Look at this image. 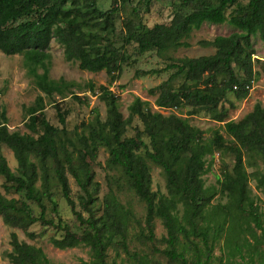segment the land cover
Segmentation results:
<instances>
[{
	"label": "trees",
	"instance_id": "16d2710c",
	"mask_svg": "<svg viewBox=\"0 0 264 264\" xmlns=\"http://www.w3.org/2000/svg\"><path fill=\"white\" fill-rule=\"evenodd\" d=\"M152 1L111 0V5L102 9L101 0H0V51L20 55L35 85L48 97L54 93L63 96L65 91L73 93L71 82L49 77L52 40L63 48L65 60L77 62L79 69L105 71L115 80L124 65L135 63L132 55L155 50L163 56L188 46L184 39L203 23H227L236 29L200 42L213 46V54L168 57L164 67L135 71V75H147L170 70L165 81L149 90L156 95L154 104L170 110L168 114L153 111L148 101L135 97L128 105V116L123 118L116 94L107 86H99L105 118L93 110L86 124L88 134L84 131L77 136L82 148L67 136V112L58 105L55 108L60 127L49 122L42 95H37L29 106H22L27 114V132L10 130L6 109L0 106V144L12 151L17 163L15 171L11 170L0 151L2 188L23 195L8 198L0 192L2 221L23 230L29 238L36 236L29 230L36 223L60 232L59 237L49 238L57 249L88 247L90 258L82 264H117L107 259L108 249L117 245L133 264H152L147 253L129 250L131 239L150 244L154 253L167 260L166 264H264V248L259 245L264 239V212L250 195L242 151L264 157V107L257 102L235 121L227 118L225 106H234L231 94L237 99L246 97L250 89L245 85L252 86L257 79L251 37L258 36L264 44V0H176L178 9L168 23L148 27L139 12L142 4L148 11ZM127 5L133 17L122 19V30L117 33L115 19ZM117 42L121 44L117 46ZM133 43L134 54L128 52ZM177 79L181 81L174 86ZM86 87L95 93L92 81ZM72 97L80 103L85 101L76 94ZM183 108L188 109L187 115L204 113L221 123L230 139L220 132L221 126L206 137L203 129L178 114ZM134 119L141 127L135 126L134 134L127 136V127ZM88 136L107 150L106 164L118 171L121 185L144 203L143 220L119 200L111 185L118 184L114 175L108 177L110 186L96 211L100 185L94 180L91 163L97 154ZM215 151H228L234 159L231 170L223 171L218 179L219 188L206 186L202 177L209 168L208 157H214ZM150 163L162 169L166 193L152 189ZM69 175L82 191L80 208L71 196ZM257 181L264 187V174ZM217 190L226 196L225 203L212 202ZM56 192L69 206L78 230L60 216ZM31 203L38 207V213L31 209ZM47 210L51 217H47ZM156 218L165 229L163 247L155 244ZM135 226L139 232L131 234ZM219 242L218 257L214 250ZM9 244L11 250L5 256L11 264H50L41 247L20 241L15 232L10 233Z\"/></svg>",
	"mask_w": 264,
	"mask_h": 264
},
{
	"label": "rangeland",
	"instance_id": "374dc122",
	"mask_svg": "<svg viewBox=\"0 0 264 264\" xmlns=\"http://www.w3.org/2000/svg\"><path fill=\"white\" fill-rule=\"evenodd\" d=\"M245 3L247 0H241ZM176 0H153L150 3L148 11L144 9V5H141V20L145 25L151 27L155 23H168L173 15L176 7ZM111 5V0H101L100 7L107 9ZM131 6L127 5L122 9L117 18L115 19V25L117 33L122 30V19L127 17H133L130 13ZM230 9L227 10V13ZM236 29L227 23L222 24H210L203 23L198 29L191 32L188 38H185L189 45L175 48L163 56H159L155 50L145 52L141 55H132L131 60L135 58V63L131 65H124L120 76L115 80H111L105 71L90 72L81 70L78 67L77 62L67 61L64 58L63 48L57 44L54 40L50 43V59L48 63V73L51 79L64 78L66 81L72 83L70 87V93L65 91L64 95L54 93L52 97L46 96L34 83L33 75H31L27 68L24 67L23 58L20 55H6L0 51V106H4L6 109V116L8 118V128L10 130H18L19 132H27L28 130L24 126V122L27 119V114L23 109V105L29 106L33 103L37 95H42L45 101L44 113L49 122L55 126L60 127V123L57 116L55 106L58 105L61 111H66V132L67 136L75 142L77 147L82 148L79 144L77 136L86 130L87 122L94 115L93 110L96 109L101 119L105 118L106 107L104 101L101 99V91L99 86H107L113 91L119 102V110L121 111L123 118L128 116V105L135 97H139L142 100L149 102V107L155 111L158 110L163 114L171 112L168 109H160L154 104L156 95L149 92L150 88L157 86L165 81L169 75V71H163L159 74H147V75H135L137 69H153L161 68L166 64L168 57H198L200 55L213 54L215 48L213 46H204L200 42L202 40H212L217 35H228ZM251 42L254 47V63L253 69L256 71L257 79L252 83V88L248 95L244 98H234L233 94L230 98L233 100V107H230L228 103L225 104L227 110V118L232 120H239L246 113L253 109L254 104L257 102L264 107V44L259 40L258 36H252ZM121 43L117 42L119 46ZM135 44L128 46V52L134 54ZM39 73L42 71L41 67L37 70ZM237 74L243 75L240 70H237ZM92 81L96 90L92 93L87 87L86 83ZM180 79L174 82V86L180 83ZM72 94H76L81 98H84V103H80L72 97ZM1 109V107H0ZM187 108L180 109L178 114L182 117L188 118L189 122L204 130V135L209 137L212 135V130L221 126L220 132L226 139H230L223 132L222 124L215 122L208 115L199 113L196 115H187ZM141 127L140 122L134 119L132 124L127 127V136L134 134V127ZM88 134V133H87ZM88 142L91 147H96V159L91 163L94 180L100 185L97 193L98 201L95 209L99 212L100 202L104 193L108 190V177L114 175L115 181L118 184L111 183L112 187L118 195L119 200L130 207L137 218L143 220L145 215V205L128 187L121 185L122 179L120 174L116 170H110L106 164L108 152L98 142L93 141L88 136ZM0 151L5 156L7 163L11 170L15 171L17 163L13 156L12 151L4 144H0ZM243 160L246 171L249 173L248 188L250 195L255 199V202L259 205L260 210L264 212V187L258 185V178L261 174H264V157L262 155L255 154L253 151L243 149ZM234 163L233 154L224 151H215L214 157H208L207 166L209 167L205 174L202 175L206 186H214L219 188L220 184L218 179L223 177V171L231 170ZM151 175H152V189L159 190L162 193H166L165 178L162 169L150 163ZM256 175V177L254 176ZM71 187V196L75 200L77 207H79V195L82 193L80 187L76 183L72 176H68ZM3 178L0 176V192L8 198H22L23 195L15 193L13 190L5 191L2 188ZM218 192L214 196L212 202L225 203L227 198L222 193ZM55 200L59 205V213L62 219L68 222L74 230H78L77 222L65 200L60 197V194L56 192ZM31 209L38 213V207L34 204H30ZM52 213L47 210V217H51ZM30 231L35 232V238H29L26 233L16 227H11L2 221L0 215V264H11L5 253L11 250L9 244V236L11 232H15L20 241H25L29 244L41 247L50 264H82V260H89L88 247L78 246L68 249H57L52 246L49 241L51 236L59 237L60 232L55 231L50 227H43L39 223L32 225L29 228ZM154 234L155 244L158 247H163L165 244L161 241V237L165 235V229L160 219L154 220ZM139 232L138 226L131 229V234H137ZM257 233L260 235L259 229ZM222 242H219L214 250V255L220 256V246ZM261 248H264V239L259 243ZM150 244L140 243L135 239H131L129 243L130 251H138L140 254L147 253L152 258V264H166L167 260L159 253H154ZM107 259L109 261L115 260L117 264H133L131 259L122 250L120 245L110 247L107 251ZM236 262H240L239 258H236ZM217 263V261H215ZM242 263V262H241ZM243 264V263H242Z\"/></svg>",
	"mask_w": 264,
	"mask_h": 264
},
{
	"label": "built area",
	"instance_id": "2783aa9c",
	"mask_svg": "<svg viewBox=\"0 0 264 264\" xmlns=\"http://www.w3.org/2000/svg\"><path fill=\"white\" fill-rule=\"evenodd\" d=\"M233 87L236 88V86H233ZM245 87L248 88V89H250V90L252 88V86H250V85H245Z\"/></svg>",
	"mask_w": 264,
	"mask_h": 264
},
{
	"label": "crops",
	"instance_id": "0c3cea01",
	"mask_svg": "<svg viewBox=\"0 0 264 264\" xmlns=\"http://www.w3.org/2000/svg\"><path fill=\"white\" fill-rule=\"evenodd\" d=\"M229 119V118H228ZM236 121V120H235Z\"/></svg>",
	"mask_w": 264,
	"mask_h": 264
}]
</instances>
